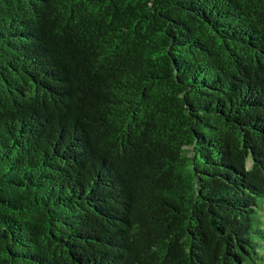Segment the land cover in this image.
<instances>
[{"label": "trees", "instance_id": "obj_1", "mask_svg": "<svg viewBox=\"0 0 264 264\" xmlns=\"http://www.w3.org/2000/svg\"><path fill=\"white\" fill-rule=\"evenodd\" d=\"M264 0H0V264H264Z\"/></svg>", "mask_w": 264, "mask_h": 264}, {"label": "rangeland", "instance_id": "obj_2", "mask_svg": "<svg viewBox=\"0 0 264 264\" xmlns=\"http://www.w3.org/2000/svg\"><path fill=\"white\" fill-rule=\"evenodd\" d=\"M259 203L260 205L258 209V216L260 217V219H263L262 225L264 226V199H261Z\"/></svg>", "mask_w": 264, "mask_h": 264}]
</instances>
